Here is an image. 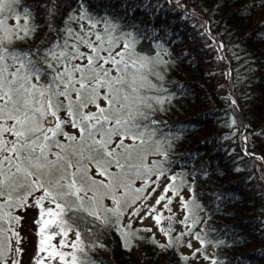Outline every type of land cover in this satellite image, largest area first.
<instances>
[{
  "label": "trees",
  "instance_id": "1",
  "mask_svg": "<svg viewBox=\"0 0 264 264\" xmlns=\"http://www.w3.org/2000/svg\"><path fill=\"white\" fill-rule=\"evenodd\" d=\"M179 2L181 5L170 0H55L58 10L50 31V0H22L32 9L38 27L25 39H13L11 46L27 51L44 42L63 40L67 28L79 31L80 23L72 17L82 12L106 17L121 31L133 33L136 55L162 59L156 67L160 76L148 69L146 83L162 88V93L153 88L147 94L163 95L165 102L153 103L149 113L160 122L151 138L159 150L146 148L142 162L133 160L146 174L138 178L133 173L129 181L132 193L138 194L135 183L151 174L155 181L165 174L176 176L175 183L188 187L191 206H198L195 213L203 217L200 240L208 248L210 264L214 260L237 264L238 258L239 264H264V3ZM20 22L23 24V19ZM100 27L103 31V25ZM99 103L106 107L104 100ZM95 110L90 106L89 111ZM58 115L69 119L66 112ZM70 125H64V131L74 135L68 130ZM117 143L119 137H113L112 146ZM124 143L131 146L133 139L129 136ZM110 170L119 171L115 166ZM118 191L123 196L126 190ZM132 193L128 206L133 202ZM0 207L6 228L26 220L27 210L36 209L45 217L39 223V234L57 240L60 246L55 250L66 257L75 251L71 244L76 236L69 242V235L83 231V226L73 231L62 229L54 203L44 202L41 211L33 195L24 207L13 206L18 210L13 213L4 211L10 208L6 204ZM49 207L52 215L47 213ZM70 215L65 214L64 219ZM119 219L111 217L110 227L89 225L95 237L85 239L84 253L76 254L87 256L92 264H185L173 244H158L143 234H135L125 243L121 231L126 230ZM2 232L3 240L8 239L5 230ZM240 238L241 243H234ZM62 239L66 240L63 246ZM40 263L63 264L59 259H40Z\"/></svg>",
  "mask_w": 264,
  "mask_h": 264
},
{
  "label": "snow or ice",
  "instance_id": "2",
  "mask_svg": "<svg viewBox=\"0 0 264 264\" xmlns=\"http://www.w3.org/2000/svg\"><path fill=\"white\" fill-rule=\"evenodd\" d=\"M50 2L47 15L52 31L58 8L55 0ZM9 19H14V26H9ZM72 19L80 23L79 31L67 28L63 40L44 42L35 50H17L11 46L13 39L22 40L35 32V16L22 0H0V198L7 197L5 203L10 208L23 207L28 197L41 192L35 197V204L44 211L45 201L54 203L62 229L73 231L83 226V231H75L73 253L66 257L53 250L48 259H59L63 264H92L87 256L81 258L76 253L83 254L84 240L95 237L89 225L110 227V218L119 219L121 209L128 206L133 173L138 178L146 174L133 160L142 162L146 148L155 146L159 150L151 138L156 136L160 122L149 113L153 103L163 104L165 97L147 94L153 88L161 93L163 89L146 83L149 73L145 69L150 61L136 55L133 33L123 32L108 18L88 12ZM121 41V50L113 54ZM81 47L89 52L81 51ZM108 64L112 67H106ZM113 70L117 75L111 74ZM100 100L106 102V107H101ZM92 105L95 111H89ZM62 111L69 119L59 118ZM69 123L79 136L64 131V125ZM129 136L133 145L126 146L124 140ZM113 137H119L115 147ZM90 166L108 178V183L94 179ZM113 166L119 171H111ZM171 180L168 187L178 189L177 177L172 176ZM121 188L125 194L117 196ZM135 191L139 193L140 189ZM108 198L115 207L103 203ZM164 199L161 196L156 203ZM195 207L198 206H194L193 213ZM47 213L52 215L53 209L49 207ZM68 213L71 215L64 219ZM60 234L66 237L67 233ZM121 235L128 243L130 234L121 231ZM65 243L62 239L61 246ZM5 247L9 246L0 244V262L9 264L10 259V264H17L18 249L9 247V258Z\"/></svg>",
  "mask_w": 264,
  "mask_h": 264
},
{
  "label": "rangeland",
  "instance_id": "3",
  "mask_svg": "<svg viewBox=\"0 0 264 264\" xmlns=\"http://www.w3.org/2000/svg\"><path fill=\"white\" fill-rule=\"evenodd\" d=\"M170 1L181 5L179 0ZM14 23V19H9V26H14ZM115 46L116 50L113 51V54L120 51L123 44L121 42ZM84 52H89V50L86 49ZM102 55H107V53H102ZM139 56L150 61L145 70L149 69L160 76L156 68L162 62L159 56ZM86 62L84 61V63ZM77 63L80 62L77 61ZM106 67L111 68L112 65L108 64ZM115 73L117 74L113 70L111 74L114 75ZM59 118L63 120L60 115ZM68 130L74 135L79 134L78 130L71 125L68 126ZM90 174L96 180L108 183L107 178L99 175L97 169L92 168ZM171 177V174H165L155 181V175L151 174L149 178L136 182V187L140 189V193H132L133 202L121 212L119 225L121 223V226L126 230L124 233L130 234V237L135 234H143L158 244H173L182 255L185 264H210L207 255L208 248L203 247L200 240L203 217L196 214V211L193 213L194 207L191 206V195L186 185L178 184V189L168 187L173 183ZM166 187H168L167 192H165ZM119 192H116L117 196H121ZM40 195H42L41 192L34 194L35 197ZM161 196H165V199L157 204L156 201ZM6 200L7 197L0 198V204L5 205ZM45 203L49 202L45 201ZM103 203L108 207H115L112 199H105ZM165 204L168 205L167 208L164 207ZM4 211L9 214L18 210L11 207L4 208ZM27 211L26 220L13 224H10L7 220L10 225L7 224L9 227L6 228L2 225L3 215L0 207V232L5 230V235L8 237L5 240L0 237V244L8 245L11 249H18V251H15L17 264H41L40 259L49 261V253L58 248L60 244L55 239L39 234V223L45 217H41L39 211L34 208ZM74 238L75 233L72 232L69 235V242L73 241ZM49 245H52V247L49 248ZM9 247H5L4 251L8 253L10 258ZM1 263L3 264V262Z\"/></svg>",
  "mask_w": 264,
  "mask_h": 264
}]
</instances>
